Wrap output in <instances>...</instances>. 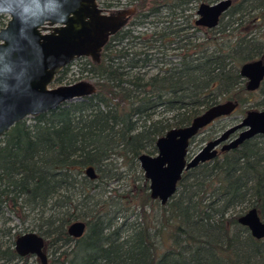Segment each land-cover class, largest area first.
Returning <instances> with one entry per match:
<instances>
[{"label": "trees", "instance_id": "1", "mask_svg": "<svg viewBox=\"0 0 264 264\" xmlns=\"http://www.w3.org/2000/svg\"><path fill=\"white\" fill-rule=\"evenodd\" d=\"M217 1H100L108 12L136 11L99 63L77 60L97 92L26 118L0 140V264H32L15 249L28 231L52 248L48 264H264V239L239 222L253 207L264 219V134L185 171L165 205L152 199L139 162L220 100L239 108L257 92L251 108L264 107V81L251 92L240 74L264 56V0H234L213 29L185 13ZM147 23L150 32L137 31ZM115 180L126 181L123 192L108 189ZM75 221L87 224L81 238L68 233Z\"/></svg>", "mask_w": 264, "mask_h": 264}, {"label": "water", "instance_id": "2", "mask_svg": "<svg viewBox=\"0 0 264 264\" xmlns=\"http://www.w3.org/2000/svg\"><path fill=\"white\" fill-rule=\"evenodd\" d=\"M232 4L233 0L200 3L195 24L208 29L218 27ZM135 11L127 8L108 12L99 0H0V15L10 17L0 29V140L28 117L95 94L96 85L88 80L54 84L61 71L75 60L87 57L99 63L104 47ZM240 74L246 79L248 91L259 90L264 81V57L242 64ZM238 105L232 100L211 105L190 124L172 128L159 137L157 154L139 156L152 199L167 204L176 195L184 172L216 158L220 144L226 142L223 151L232 150L264 134V108L249 110L242 122L228 127L189 158L191 142L201 130L234 113ZM236 132L239 135L227 142ZM92 172L93 167L88 168L87 173ZM239 222L253 237L264 239V219L256 207L241 215ZM86 228V222L75 221L68 233L81 238ZM45 248V238L35 231L25 232L15 241L20 256L35 255L42 264H48Z\"/></svg>", "mask_w": 264, "mask_h": 264}, {"label": "rangeland", "instance_id": "3", "mask_svg": "<svg viewBox=\"0 0 264 264\" xmlns=\"http://www.w3.org/2000/svg\"><path fill=\"white\" fill-rule=\"evenodd\" d=\"M100 1L101 0H99V2ZM196 5H197V3L194 4V6H192L191 10H189L188 12H185L187 15L190 14L192 16L193 20H196V18H197L198 6H196ZM118 9H120V8H118ZM124 9H127V8H124ZM4 16L5 17L2 19L5 20V26H6L10 17L8 15H4ZM132 21H133V19L128 23L126 28L131 26L130 24ZM226 21H228V17L225 18L224 23ZM152 29H153L152 24L147 23L144 26L137 28V31L141 30L142 32H145V31L150 32ZM79 64H80L79 61L75 60L74 63L69 68L67 78H66L64 84H54V86L66 85V84H69L70 82L75 83V82L82 81V80L92 81L86 77L87 73L81 72V69H80L81 67ZM154 71H156V69H154ZM249 99H251L249 102H247L243 107L237 108L236 111L234 113H232L231 115L223 117L221 119H218L214 123H212L211 125L202 129L201 132L191 142L190 151H189V158H192L196 153H198L205 145H207V143L210 140H213L216 137L220 136L228 127L242 122V120L244 119V117L247 114V112L245 113L246 110L249 111V110H261L262 109V108L261 109L260 108H251V106L254 103L261 100V98L257 92L254 95L250 96ZM220 101H224V100H220ZM28 118H31V117H28ZM237 135H238V133H237ZM125 182L126 181H123V180L122 181L121 180H115L109 185L108 189L110 191L118 190L119 192H123L124 188H122V186ZM138 183H140V182H138ZM138 185H140V184H137V186ZM126 203H127V201H126ZM134 207L135 206L133 205L131 210H133ZM131 210H129L130 213L126 212V214L127 215L131 214ZM148 211H151V209H149ZM14 220H15V221H13L14 224L19 223V221L17 219H14ZM123 220H124L123 218L119 220V225L123 222ZM136 220H137V217L134 215H131L128 219V223L131 224L133 222H136ZM140 221H141V218L139 219V222ZM67 248L68 247H64V249H67ZM45 251L49 255V260L51 261L54 257L52 254V248L47 247V245H46ZM38 260H39V258H37L36 256H32L30 258V261L32 264H37Z\"/></svg>", "mask_w": 264, "mask_h": 264}, {"label": "flooded vegetation", "instance_id": "4", "mask_svg": "<svg viewBox=\"0 0 264 264\" xmlns=\"http://www.w3.org/2000/svg\"><path fill=\"white\" fill-rule=\"evenodd\" d=\"M234 5V1H233V4H232V6ZM231 6V7H232ZM230 7V8H231ZM229 8V9H230ZM124 9V8H123ZM228 9V10H229ZM122 10V9H121ZM0 16H3V18L5 17L4 15H0ZM3 20V19H2ZM129 22V21H128ZM264 57V56H263ZM262 58V57H261ZM237 133H238V135H239V132H236V133H234L230 138H229V140L227 141V142H229V141H231V140H233V139H235L238 135H237ZM224 143H226V142H224ZM224 143H222V144H220L216 149L218 150V154H217V157L218 156H220L222 153H225V152H227V151H230V150H226V151H223L222 150V147L224 146ZM233 150V149H232ZM216 157V158H217ZM215 159V158H214ZM47 245V244H46ZM29 256V255H28ZM33 256V255H32ZM48 262H49V255H48Z\"/></svg>", "mask_w": 264, "mask_h": 264}, {"label": "bare ground", "instance_id": "5", "mask_svg": "<svg viewBox=\"0 0 264 264\" xmlns=\"http://www.w3.org/2000/svg\"><path fill=\"white\" fill-rule=\"evenodd\" d=\"M77 192H78V191H77ZM79 194H81V193H79ZM77 196H78V195H77ZM81 196H82V195H81ZM78 197H79V196H78ZM83 201H84V200H83ZM87 202H88V201H87ZM80 203H81V202H80ZM80 203H79V204H80ZM84 203H85V201H84ZM84 203H83V204H84ZM81 204H82V203H81ZM85 205H86V204H85ZM88 207H89V206H88Z\"/></svg>", "mask_w": 264, "mask_h": 264}]
</instances>
